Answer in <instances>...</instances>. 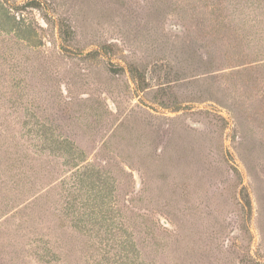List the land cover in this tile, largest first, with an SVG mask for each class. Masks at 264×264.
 I'll return each instance as SVG.
<instances>
[{"label": "rangeland", "instance_id": "rangeland-1", "mask_svg": "<svg viewBox=\"0 0 264 264\" xmlns=\"http://www.w3.org/2000/svg\"><path fill=\"white\" fill-rule=\"evenodd\" d=\"M0 264H264V0H0Z\"/></svg>", "mask_w": 264, "mask_h": 264}, {"label": "trees", "instance_id": "trees-1", "mask_svg": "<svg viewBox=\"0 0 264 264\" xmlns=\"http://www.w3.org/2000/svg\"><path fill=\"white\" fill-rule=\"evenodd\" d=\"M68 153V151H66ZM74 158H77V157H74Z\"/></svg>", "mask_w": 264, "mask_h": 264}]
</instances>
